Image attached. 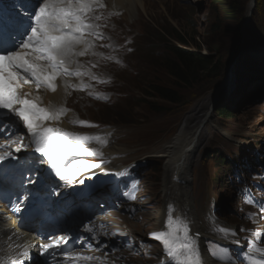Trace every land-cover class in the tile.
<instances>
[{
    "label": "rangeland",
    "instance_id": "374dc122",
    "mask_svg": "<svg viewBox=\"0 0 264 264\" xmlns=\"http://www.w3.org/2000/svg\"><path fill=\"white\" fill-rule=\"evenodd\" d=\"M128 1L121 0L126 7L120 9L109 0H102L105 7L96 12L103 18L98 21L93 18L92 23L99 25L95 31L102 33L103 39L88 37L94 47L87 55L75 57V63L69 66L71 70L77 66L83 73L93 72L83 80L81 76L67 75L70 80L64 85L68 84L71 91L66 88L64 101L57 105L58 109L65 107L64 115H69L60 122L67 125L65 130L107 139L104 149L112 150L111 159L103 154L86 160L101 167L114 163L117 171H121L99 206V217L110 225L118 221L124 229L134 232L129 236L139 249L132 256L135 264H153L160 258L161 246L150 236L156 231L155 210L163 205V165L154 156L181 126H186L189 133L198 129L184 191L201 230L207 233L212 229L216 235L242 242L239 248L229 247V255L222 257L226 260L223 262L248 264L239 259L241 254L248 255L249 246L255 241L247 230L260 229L256 233L264 237V213L259 212L264 210V0L255 1L245 29L241 26L249 0L243 7L234 41L236 51L223 76L183 92L181 104L159 102L164 110L147 107L148 102L158 103L150 99L148 85L154 82L173 86L162 68V62L168 58L167 44H174L171 31L185 38L184 47L193 52L199 50L214 61L223 48L219 23L222 7L229 0ZM121 23L136 27L122 28L118 26ZM191 34L195 37L191 38ZM92 51L98 56L91 58ZM114 52L119 63L112 66L110 58ZM93 73L101 83L92 79ZM139 77L142 81L137 82ZM225 77L230 78L231 84L227 80L223 83ZM74 84L83 86L74 88ZM225 108L231 115L219 119L216 112ZM82 119L95 123L96 128L84 130L73 126L74 121ZM149 125L155 126L151 131L159 130L155 136L160 141L149 146L132 141L138 130L141 137L151 133ZM89 146L95 149L100 143ZM131 188L135 197L132 201L126 194ZM250 196L260 206L245 203ZM248 217L254 220L253 225L247 221ZM125 221L135 223L134 228L130 230L123 224ZM134 245L129 251H136ZM260 246L264 247V243ZM122 248L123 252L127 250L126 245Z\"/></svg>",
    "mask_w": 264,
    "mask_h": 264
},
{
    "label": "snow or ice",
    "instance_id": "6c2138e0",
    "mask_svg": "<svg viewBox=\"0 0 264 264\" xmlns=\"http://www.w3.org/2000/svg\"><path fill=\"white\" fill-rule=\"evenodd\" d=\"M104 7L102 0H42L34 17L30 18L32 23L27 30L9 44L0 43V112H6L5 119L7 116H14L23 122L34 151L46 158L59 179L65 182H70L69 176L75 178L80 173L100 167L83 157L102 156V152L90 149L87 145L93 142L106 145L107 139L99 135L74 133L45 123L58 122L66 109L44 107L39 97L29 99L31 94L24 92L23 87L25 84L35 83L38 91L41 87H47L55 92V81L61 74L90 75L89 72L81 73L79 69L73 72L69 66L75 63V57L87 55L94 47L88 37L103 39L102 33L95 31L99 25L92 23L93 18L98 21L103 17H93L91 14ZM92 79L96 77L92 76ZM16 123L17 121H10V124ZM75 123L95 127L86 121ZM18 140L23 141V134ZM11 143L15 145L14 151L17 153L24 147L16 141ZM0 148H7V145L0 144ZM8 156H12V152L5 151L0 154V159ZM88 231L92 229L89 228ZM150 236L163 245L173 264H202L198 245L185 220H174L169 216L165 228ZM67 242L68 238L61 236L41 247L48 251L62 247ZM249 247L252 252L262 254L259 260L250 257L251 264H264V247H258L254 243ZM27 254L25 247L18 253V257ZM72 259L105 264L99 257L86 255H77ZM12 264H20L19 259L12 261Z\"/></svg>",
    "mask_w": 264,
    "mask_h": 264
},
{
    "label": "bare ground",
    "instance_id": "6f19581e",
    "mask_svg": "<svg viewBox=\"0 0 264 264\" xmlns=\"http://www.w3.org/2000/svg\"><path fill=\"white\" fill-rule=\"evenodd\" d=\"M109 1H110V4L112 6L118 7L120 9H122L124 7V5L121 3V0H109ZM128 2L130 3V0ZM126 3H127V1H126ZM252 9L253 8H251V10ZM251 10L248 9L247 16H249V17L251 14L250 13ZM93 15H94V13H93ZM116 21H118V19ZM118 26H121L122 28H126V29L127 28L130 29L131 27H133V28L136 27V25H128V24L124 25L123 23L118 24ZM119 45H120V42H119ZM124 49L125 48L120 47V50L126 51ZM127 49H129V48H127ZM91 54H92L91 58H95L98 56V54L94 53V51H92ZM110 62L112 64V66L115 63H119L118 57L116 56L115 52L111 55ZM106 66H108V64H106ZM75 67H77V66H72V69L74 68L75 71L77 69H79V71H81L80 68H75ZM91 72H93V70H91ZM91 72H90V75H91ZM81 73H83V71H81ZM93 75H94V73L92 74V76ZM86 76H88V75H81V77L80 76H77V77H80L81 80H83L84 78H87ZM67 79H68L67 76L63 75V78L59 77L58 80L55 81V84L57 86L55 92L50 91V90L47 91L46 89H41L40 90L41 92H37V93H34V92L31 93V91H28V89H24V91L30 92L31 95L28 97L29 99L39 97L40 102L42 103V105L44 107H46V108L47 107H53V108L58 109V107L60 106L59 103H61V101H64V99H65L67 90L71 91L69 89V87L67 88L68 84L64 85V82ZM228 79H230V78L225 77L223 83L227 82ZM68 80H70V79H68ZM62 81H63V83H62ZM95 81H98L101 83V81L97 80V78ZM136 81L140 82V81H142V79H140V77H139L136 79ZM228 82L231 84L232 81L231 82L228 81ZM86 84L89 85L88 82ZM74 85H75L74 88L79 87V86H83L80 84H78V85L74 84ZM218 86H221V84ZM66 88H67V90H66ZM221 89H222V87H220L219 91ZM57 105H58V107H57ZM67 117H69L68 114L66 116H64V114H63L61 116V120H59V123L61 121L64 122L67 119ZM1 119L3 120L2 122H0L2 124H4L5 122L10 123V121H11V120L4 119V118H1ZM81 121H86L92 125L91 121L88 119H82ZM45 123L49 124L50 126H54V125H52V124H54V122L46 121ZM16 124H18V123H16ZM16 124H11L12 126L9 124H5L4 126H0V129H2V130H0V136H3L5 134H13L14 135L15 133L19 132V133L23 134V141L26 144V137H27L26 131L23 130L21 128V126L16 125ZM56 125H58V127H59L61 125V123H60V125L55 124V126ZM142 125H141V127H142ZM64 126L67 127V125H64V123H62L61 127H64ZM80 127H82L83 129L84 128L90 129L89 126H80ZM154 127L155 126L149 125V130L150 131L153 130ZM196 130H198V129H196ZM196 130L189 133L186 126H181L179 128V130L175 133V135L171 138V140H169L165 144L166 146H163V150L160 153H156L157 155L154 156L155 158H158V159L160 158L162 165H163V170H162L163 178L161 181L162 191H163V193H162L163 205L160 208H158L157 210H155L154 215H155V219H156V222H155L156 223V225H155L156 231H160V230H163L165 228L166 222H167L169 216H172L174 220H177V219L185 220L190 227L191 235L195 238V241L198 245L199 255H200L202 264H228V263H222V262H218L214 259H211L210 256L207 255L208 254L207 251H205L204 240H206V238H209L211 236L212 238H214V240H216L219 243H221V242L225 243V244L228 243V244H231V245L236 246V247L240 246V242L237 240H232V238L227 239V238H224L223 236L216 235L212 232V229H209L207 233H205L203 230H201V227L199 226V222L197 221V217L193 214L194 209H193L192 203L190 202V200L188 199V196L186 195V192L184 191V185L186 184L185 181L188 178V174H187L188 168L191 165L190 163L192 162V155H193L194 150H195L194 146L196 145V144H194V142H195L194 140L196 138L195 135L197 133ZM145 131L146 130H144V132ZM158 131L159 130H156L154 132L151 131V133L144 134V136L141 137L140 136L141 132H140V130H138L135 133L134 138H132V141L134 140L135 143L141 142L142 144H146L149 146V144H152V143L154 144V142L160 141V139L159 138L157 139V136H155V134ZM87 147L91 149V146L87 145ZM94 147L96 150L101 151L106 158L111 159L110 157L113 155L112 150L110 151L109 148H106L108 150H105L104 145H102V144H100V146H94ZM83 158L88 159L89 156H85ZM112 164H114V163H112ZM112 164H111V166H108V167H102V168L100 167V168L92 169L90 171H85V172H83V176H91V178H92V176L107 177L108 175H112V173H113L112 169L115 170V166H113ZM29 169L30 168H27V170H29ZM3 170H1L0 176L2 175ZM39 176H40V174L36 175V177H39ZM72 179L73 178L71 177V180ZM1 188H2V192L6 193L5 197L10 196L8 198H11L13 195L16 196V194H18L20 192L19 185H18L17 192L13 195L10 194V191L4 189L3 187H1ZM70 195H71V192H68L66 194L64 202H66L67 197H69ZM1 198H2V195H0V199ZM0 207H2L1 204H0ZM10 224L12 226H14V221H12ZM123 224H126L127 227L130 228V230H132L134 228L135 223L130 225L129 222L125 221V223H123ZM7 225H9L8 220L5 219L3 221V220H1V217H0V250H1L0 255H2V253H3L2 258L0 259V263L1 264H12V261L17 260V259H19L20 264H21L22 260H23V264L30 263L31 258L35 257V255H37V253L40 251V247H36L35 242L27 241L19 233H13L12 231H9ZM108 225L109 226H105L103 229H98L96 231L100 235V238L102 239V241H105L108 244H111L110 246H112L113 249L115 248L118 250V252L114 251V253L111 256H108V260H106V261H108V264H113V262H115V264H135L134 263L135 260L133 262L132 256H133V254H138L139 249L134 245V243H132L133 237L129 236L134 232L133 231L130 232L129 230L124 229V226L118 221H117V223H116V221H114L113 224L110 225V223H109ZM151 227H152V223H151V226L148 228V231L150 230ZM142 231L146 233V230L144 228L142 229ZM197 234L199 236H197ZM62 235L64 236L66 234H62ZM79 236L81 237V232L79 233ZM9 237H11V239H9ZM123 245L127 246V250L124 252L120 251V249H122ZM129 245H130V248L128 247ZM133 245L137 249H136V251L131 252V251H129V249H131V247ZM31 246H34L35 248H32ZM25 247L27 248L28 256L24 257V258L18 257V253L20 251H23ZM2 248H4L6 251ZM2 250H4V252H2ZM256 254H260V253H256ZM260 255H262V254H260ZM161 257L163 258L164 261H167L168 264H173V262L171 261V258H169L166 255V253L163 249V246L161 247Z\"/></svg>",
    "mask_w": 264,
    "mask_h": 264
},
{
    "label": "trees",
    "instance_id": "16d2710c",
    "mask_svg": "<svg viewBox=\"0 0 264 264\" xmlns=\"http://www.w3.org/2000/svg\"><path fill=\"white\" fill-rule=\"evenodd\" d=\"M248 0H229L222 7L219 23V32L221 38L222 52L214 60L211 61L207 56L201 55L196 50L190 51L185 46V38L172 30V40L174 44L168 45V58L162 62V68L165 75L168 76L173 86L158 85L154 82L148 85L150 99L158 101V103H149L147 107L164 110L159 104L178 105L183 102V92L194 90L212 80L221 78L225 72L226 65L233 59L236 51L235 38L237 26L240 25L242 10ZM187 37V35L185 36ZM195 37L191 34V38ZM190 39V35H188ZM230 49L232 52H230ZM233 49V50H232ZM227 70V69H226ZM156 109V110H157ZM231 113L225 109H219L216 116L219 119L226 118Z\"/></svg>",
    "mask_w": 264,
    "mask_h": 264
},
{
    "label": "water",
    "instance_id": "95a60500",
    "mask_svg": "<svg viewBox=\"0 0 264 264\" xmlns=\"http://www.w3.org/2000/svg\"><path fill=\"white\" fill-rule=\"evenodd\" d=\"M255 1L256 0H249V3L247 5V13H248V9L251 10V8H253V6L255 5ZM252 12V10L250 11V13ZM251 17V16H250ZM249 16H247L246 14V17L244 18V20L242 21V26H241V29H245V26L247 25L248 21H249ZM230 64V63H229ZM226 65V69H228V65ZM225 69V71H226Z\"/></svg>",
    "mask_w": 264,
    "mask_h": 264
}]
</instances>
